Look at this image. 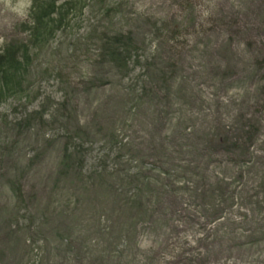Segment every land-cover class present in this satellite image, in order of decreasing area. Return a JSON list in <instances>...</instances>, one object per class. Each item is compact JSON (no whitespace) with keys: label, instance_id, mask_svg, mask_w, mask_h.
Listing matches in <instances>:
<instances>
[{"label":"rangeland","instance_id":"obj_1","mask_svg":"<svg viewBox=\"0 0 264 264\" xmlns=\"http://www.w3.org/2000/svg\"><path fill=\"white\" fill-rule=\"evenodd\" d=\"M30 2L0 0V46ZM26 88L0 264H264V0H87Z\"/></svg>","mask_w":264,"mask_h":264},{"label":"trees","instance_id":"obj_2","mask_svg":"<svg viewBox=\"0 0 264 264\" xmlns=\"http://www.w3.org/2000/svg\"><path fill=\"white\" fill-rule=\"evenodd\" d=\"M86 4L87 0H31L26 16L15 25L24 39L0 46V104L10 97H25L35 50L80 18Z\"/></svg>","mask_w":264,"mask_h":264},{"label":"bare ground","instance_id":"obj_3","mask_svg":"<svg viewBox=\"0 0 264 264\" xmlns=\"http://www.w3.org/2000/svg\"><path fill=\"white\" fill-rule=\"evenodd\" d=\"M258 162V160L255 161V163ZM262 168V167H261Z\"/></svg>","mask_w":264,"mask_h":264}]
</instances>
